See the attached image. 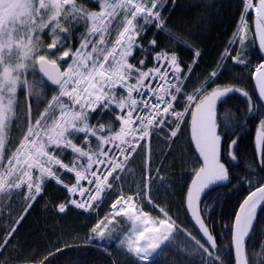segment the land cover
I'll return each mask as SVG.
<instances>
[{"label":"snow or ice","instance_id":"6c2138e0","mask_svg":"<svg viewBox=\"0 0 264 264\" xmlns=\"http://www.w3.org/2000/svg\"><path fill=\"white\" fill-rule=\"evenodd\" d=\"M92 2L98 10L83 0H0V200L15 193L25 201L0 237V264H11L7 249L51 183L63 192L55 203L58 213L92 212L107 203L109 211L90 228L86 242L103 247L115 240L132 264H159L178 233L194 243L200 264H264V236L251 257L246 251L257 226L264 232L258 217L264 211V61L251 72L255 96L243 85L218 84L229 58L247 67L243 50L249 32L264 53V0H240L229 47L203 77L206 83L191 92L189 77L202 51L193 42L192 26L175 33L170 28L177 0ZM173 45L190 50L191 60L169 52ZM234 95L244 97L243 109L230 105ZM249 117L258 125L255 163L245 164L241 173L236 171L240 134ZM181 141L186 148L177 157ZM156 142L167 149L159 163L153 160ZM134 155L141 158L142 176L130 191L125 185L135 177L129 166ZM172 163L190 173L182 207L203 241L177 222L167 202L152 195L175 186L168 176ZM220 186L247 189L222 223L231 236V261L207 223L216 208L209 193ZM138 202L156 215L138 208Z\"/></svg>","mask_w":264,"mask_h":264},{"label":"trees","instance_id":"16d2710c","mask_svg":"<svg viewBox=\"0 0 264 264\" xmlns=\"http://www.w3.org/2000/svg\"><path fill=\"white\" fill-rule=\"evenodd\" d=\"M79 2V0H78ZM83 2L92 10H98L97 4L92 0H83ZM178 7L175 8L170 16V28L175 33L186 30L185 26L191 27L193 42L198 44L202 51V57L198 62V66L194 68L193 74L190 75L191 86L189 91L198 88L203 82V77L209 73L216 62L219 60L221 50L228 41L237 27V22L240 14V0H177ZM251 27V22L249 24ZM80 28L76 29V33L80 32ZM152 37V32L147 33V38ZM43 39L47 41L48 36ZM77 36H73V46ZM162 45L167 44V39L164 35L159 36ZM169 52L173 50L178 52V55L183 61L189 62L192 54L184 47L173 45L167 49ZM248 64H258L264 61L261 58L260 52L246 53ZM227 71H222V75L218 78L219 86L232 83L235 86H245L255 96L252 79L247 76V67L244 65L233 64L230 59L225 62ZM29 80L33 77L29 74ZM187 83V82H186ZM51 92L48 93L50 97ZM230 105L234 109H243L245 107V99L242 96L234 95L230 98ZM104 119H109L105 116ZM250 123L241 131L239 144V153L241 156L240 167L236 171L243 173L245 164L255 163V138L257 135L258 125L256 117H249ZM118 122L116 127L118 129ZM186 148L184 141L177 145V157L180 155V150ZM166 148L162 149L158 142L154 143V151L156 153V163L160 162L159 154ZM135 163L130 161L129 166L135 168V171H141V158L134 155ZM1 171V170H0ZM184 171L179 163L170 164L169 175L171 178H181ZM185 178V177H184ZM183 179V178H182ZM190 179V177H189ZM186 182L183 180V189L178 195V209L182 207L183 196ZM247 189L241 188L238 191H231L229 187L220 186L209 193V199L216 202V208L212 211L208 218L210 231L216 236L218 249L223 250L225 257L231 261L232 253L230 250L231 236L230 233L223 229L222 223L227 222L232 213L236 210L238 201L246 194ZM63 195L60 187L51 183L46 188V195L43 199L38 198V203H35L30 210V214L22 221L17 230L13 246H9L7 257L11 258V264H48L51 260L52 264H125L121 258V254L117 251L113 242L105 244L103 247H97L93 243H87L90 235V228L95 225L99 217H103L109 211L108 204H103L95 212L89 214L70 208L65 213H58L55 210V203L58 202L60 196ZM17 194H13L8 202L6 209L0 217V237H3L5 231L11 227L21 212L25 201L19 203ZM114 198V197H113ZM4 200H1L3 202ZM5 214H8V218ZM185 216L188 214L183 211ZM258 217L261 223H264V211L258 212ZM264 232L257 226L253 236L246 241V251L251 257L261 242ZM225 244L229 245L228 250H224ZM15 245H19L16 247ZM59 249V250H58ZM110 249V251H109ZM18 257H26L25 259H17ZM35 257V261H32Z\"/></svg>","mask_w":264,"mask_h":264},{"label":"rangeland","instance_id":"374dc122","mask_svg":"<svg viewBox=\"0 0 264 264\" xmlns=\"http://www.w3.org/2000/svg\"><path fill=\"white\" fill-rule=\"evenodd\" d=\"M248 37L249 38L251 37L250 32L248 34ZM256 42L258 45V40H256ZM247 71H248V69H247ZM220 87H223V86H220ZM153 149H154V144H153ZM153 160L156 163L155 157H153ZM132 170L135 173V177L133 179H131L129 181V183L127 185H125V187L128 188L130 191H135L138 187V184L136 183V181H138L141 178L142 172L141 171H140V173L136 172L134 167H132ZM129 175L131 176L132 174L130 173ZM166 179H167V177H166ZM174 182L176 184H179V182H177L175 180H174ZM155 183H159V181H156ZM168 189H169L172 197L177 196V192H178L179 187H177L175 185L174 187H168ZM152 195L155 197V199L157 201H160L162 204L164 202H167V206L169 208H171L172 213L174 215V218H177V222L179 224H181L182 227H185L188 231L195 233L197 235V237L201 238V240L203 241L204 238L202 237L201 233L197 230V226L194 225L192 220L189 218V215L185 216L183 214L184 209L181 210L182 212H180V213H182V215L179 216V212H178L179 203L177 202V197L172 198L171 195H168V192H165L164 188H161L159 191H153ZM19 200H20L19 203H21L23 198L19 197ZM6 203H8V199L4 200L3 202H1V200H0V212H2V215H3V211L6 209ZM140 207H143L144 209L149 210L150 214H152L153 216L156 215L155 211H152L150 209V206L146 202H138V208H140ZM2 215H0V217H2ZM5 215L7 216L5 218H8L9 215L8 214H5ZM106 236H107V233H106ZM111 242H113L117 251L123 256L124 261H126L129 264H132V260L129 258L128 255L123 254V250L121 247L118 246L117 241H115V240L105 241V244H109ZM194 247H195L194 243L189 238H187L183 234L178 233L176 235L175 239L173 240L172 245L170 246V248L168 250V253H166L165 255H162L160 257L159 264H171L173 259L178 260V264H200L199 255L196 254L195 252H193ZM169 253H175L176 255H175V257H173V256L169 255Z\"/></svg>","mask_w":264,"mask_h":264},{"label":"bare ground","instance_id":"6f19581e","mask_svg":"<svg viewBox=\"0 0 264 264\" xmlns=\"http://www.w3.org/2000/svg\"><path fill=\"white\" fill-rule=\"evenodd\" d=\"M236 29H237V27H236ZM236 29L234 30V31H236ZM233 31V32H234ZM233 34V33H232ZM250 34L252 35V33L250 32ZM233 38V36L231 35V37H230V39H232ZM229 39V40H230ZM229 40L228 41H226V43L224 44V46H223V48H222V50H221V53H223V51H224V49L226 48V47H229V44H228V42H229ZM237 46H235V45H233L232 46V48H233V52H232V55H235V48H236ZM255 49H256V51H259L258 50V47L256 46V43L254 42V40H252V38L250 37L249 39H248V47L246 48V49H244L243 51L245 52V53H248V52H255ZM188 50V49H187ZM191 54H192V52L190 51V50H188ZM230 59V58H229ZM231 60V59H230ZM253 70H248L247 71V76H249L251 79H252V81H253V78H252V76H251V72H252ZM255 95H256V92H255ZM190 173L189 172H184L183 174H182V176H181V178H178V176L176 177V179H174L175 181H177V182H179V184H176L175 183V185L177 186V187H179V189H178V192H177V196H173L172 197V195L170 194V191H169V189L168 188H164L165 189V192H168V195H171V197L172 198H178V195L181 193V191H182V189H183V183H185L186 182V180H189V177H190V175H189ZM185 177V178H184ZM183 178V179H182ZM185 181V182H182V181ZM75 209V208H74ZM76 210H78V211H81L82 212V210H79V209H76ZM57 212V211H56ZM92 212H95V211H92ZM178 212H179V216H181L182 215V213H180V212H182L180 209H178ZM83 213H85V212H83ZM89 213H91V212H87L86 214H89ZM61 214V213H60ZM121 258L123 259V262L125 263V264H129V263H127L126 261H124V258H123V256L121 255Z\"/></svg>","mask_w":264,"mask_h":264},{"label":"flooded vegetation","instance_id":"af4514ba","mask_svg":"<svg viewBox=\"0 0 264 264\" xmlns=\"http://www.w3.org/2000/svg\"><path fill=\"white\" fill-rule=\"evenodd\" d=\"M259 50V52H260V55H261V58L263 57V55H264V53H262L261 51H260V49H258ZM10 200V199H9Z\"/></svg>","mask_w":264,"mask_h":264},{"label":"water","instance_id":"95a60500","mask_svg":"<svg viewBox=\"0 0 264 264\" xmlns=\"http://www.w3.org/2000/svg\"><path fill=\"white\" fill-rule=\"evenodd\" d=\"M253 84H254V88H255V80L253 79Z\"/></svg>","mask_w":264,"mask_h":264}]
</instances>
